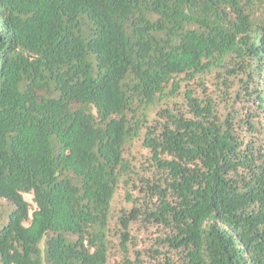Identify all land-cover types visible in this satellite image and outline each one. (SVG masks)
I'll list each match as a JSON object with an SVG mask.
<instances>
[{"label":"trees","instance_id":"trees-1","mask_svg":"<svg viewBox=\"0 0 264 264\" xmlns=\"http://www.w3.org/2000/svg\"><path fill=\"white\" fill-rule=\"evenodd\" d=\"M263 2L0 0V264H264Z\"/></svg>","mask_w":264,"mask_h":264},{"label":"rangeland","instance_id":"rangeland-1","mask_svg":"<svg viewBox=\"0 0 264 264\" xmlns=\"http://www.w3.org/2000/svg\"><path fill=\"white\" fill-rule=\"evenodd\" d=\"M259 16H264V2H263V5H262V8H261V10H260V12H259ZM118 194L119 195H117V202L116 203H118V205H120V204H125L124 203V194H125V190L123 189V188H121L120 190H119V192H118ZM25 196V198L27 199V200H29L30 202H33L32 201V195L31 194H25L24 195Z\"/></svg>","mask_w":264,"mask_h":264}]
</instances>
